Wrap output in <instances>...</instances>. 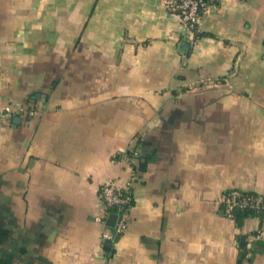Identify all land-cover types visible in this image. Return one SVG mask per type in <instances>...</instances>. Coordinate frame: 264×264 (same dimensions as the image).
<instances>
[{"label":"crops","instance_id":"obj_1","mask_svg":"<svg viewBox=\"0 0 264 264\" xmlns=\"http://www.w3.org/2000/svg\"><path fill=\"white\" fill-rule=\"evenodd\" d=\"M171 1L0 0V109L25 111L0 123V264H264L238 242L259 218L221 206L264 196V0L209 1L194 31Z\"/></svg>","mask_w":264,"mask_h":264},{"label":"built area","instance_id":"obj_2","mask_svg":"<svg viewBox=\"0 0 264 264\" xmlns=\"http://www.w3.org/2000/svg\"><path fill=\"white\" fill-rule=\"evenodd\" d=\"M217 0H173L169 3V8L177 12L182 24L194 31L199 23L200 17L205 10L207 2ZM23 109L14 110L11 107L0 109V123L5 118H11L15 115L24 114ZM138 157L136 150H129L123 154L122 160L127 163L129 178L123 186L108 181L99 188V199L102 204L103 215L97 218V221L106 227L102 240H111L123 234L129 226L130 209L134 204L133 188L137 180V171L134 160ZM223 213L227 219L235 221L237 210H253L264 212V196L248 195L247 193L231 189L227 191L221 200ZM117 215V221L114 228L107 225L111 215ZM260 224L256 230L249 234L247 243L264 241V218L259 219Z\"/></svg>","mask_w":264,"mask_h":264},{"label":"trees","instance_id":"obj_3","mask_svg":"<svg viewBox=\"0 0 264 264\" xmlns=\"http://www.w3.org/2000/svg\"><path fill=\"white\" fill-rule=\"evenodd\" d=\"M247 194L252 195L253 193H247ZM252 217H257L259 219H263L264 218V212L262 213L260 211H253V210H243V211L237 210L236 216H235V222H236L238 227H242L245 224L246 220H248L249 218H252ZM238 242H239L240 249L242 250V257H244L246 254V251H247V249H246L247 248L246 238L245 237H239ZM257 242L258 243H264V241H257Z\"/></svg>","mask_w":264,"mask_h":264},{"label":"water","instance_id":"obj_4","mask_svg":"<svg viewBox=\"0 0 264 264\" xmlns=\"http://www.w3.org/2000/svg\"><path fill=\"white\" fill-rule=\"evenodd\" d=\"M38 97V95H37ZM17 120H19V118H17ZM116 221H117V215H111V217L109 218V220L107 221V225L111 228H114L115 227V224H116ZM112 241L111 240H106L105 241V246H108V247H111L112 246Z\"/></svg>","mask_w":264,"mask_h":264}]
</instances>
